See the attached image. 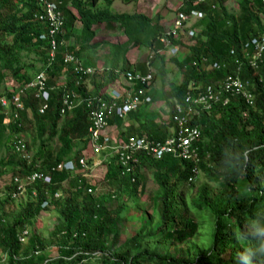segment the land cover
<instances>
[{
  "label": "trees",
  "instance_id": "1",
  "mask_svg": "<svg viewBox=\"0 0 264 264\" xmlns=\"http://www.w3.org/2000/svg\"><path fill=\"white\" fill-rule=\"evenodd\" d=\"M60 1L58 9L63 25L56 40L78 20L84 41L75 53L72 46L59 45L49 62L50 39L46 24L38 20L39 15H44L39 1L0 0V85L8 77L16 84L10 90H0V97L9 101L21 90L23 106V110L16 113L18 119L13 118L10 104L8 109V106L5 109L0 106V146L4 147L6 154L0 158V178L7 175L9 189L12 190L14 179L24 180L32 172L49 177V183L36 181L25 187V202L15 214L5 216V212H0V264H84L92 259L100 260L101 264H239L238 253L247 243L239 239L240 233L255 214L264 218V54L257 71H253L241 49V45L250 38L264 34V0H236L235 11L225 7L227 0L218 3L216 0H180L176 13L197 11L201 17L192 26L197 31L194 39H186L187 42L194 40V44L183 45V49L187 46L188 55L182 60L177 55L169 59L182 79L179 85L171 87L168 98H165L169 107L168 120L153 126L148 122L137 133L128 130L119 134L123 142L131 136H145L149 141L163 142L173 134L175 125L171 112L175 103L185 107L183 96L187 92L196 98L205 85L240 70L239 78L251 86L252 106L234 97L227 105L216 104L208 112L197 109V115L189 121V126L199 132L195 143L196 167L212 184L200 185L189 197L191 209L194 207L197 213L202 211L208 219L203 235L199 233L202 225L188 217L187 207L179 199L180 193L194 183H188V178L192 177L191 162L171 154L159 160L138 155V164L128 173H122L115 157H112L106 163L103 181L115 189L112 188L109 195L103 193L98 196L87 193V190H95L87 179L75 177L77 184L64 189L61 184L68 182L69 185L71 173L51 171L64 159L78 166L82 149L74 148L77 143L88 141L89 112L92 108L88 101L95 104L99 96L94 94L89 98L83 95L79 104L73 103L72 109L64 113L63 117L71 112V118L61 124L59 109L64 90L80 94L87 78L96 79L94 73H73L72 66L63 63L65 53L77 56L88 48L94 35L93 26L118 24L121 33L132 45L150 48L152 55L145 68L156 69L157 74L152 81L164 74V58L157 52L163 50L159 38L164 36L158 20L145 15L113 13L108 6L114 0H105L107 7L94 11L81 0ZM67 2L75 9V16L67 9ZM177 36L167 37L168 41L173 45H182L184 39L180 42L176 40ZM111 49L120 52L111 56L109 72L101 78L106 85L114 80V77H108L118 63L122 67L119 71L132 70L124 58L125 50L118 45ZM213 64H218L219 69H210ZM38 72L45 73L47 78V109L42 114L37 112L40 100L34 97L33 90L25 89ZM63 74L65 82L57 86L55 80ZM102 100L107 101L108 95L102 96ZM27 111L35 124L38 148L29 160L23 158V153H29L30 143L23 142L22 154L14 149L18 137L22 135L23 124L29 119ZM114 119L120 121L113 118L108 120V124H112ZM45 121L47 126L43 130ZM43 134H47V140L42 139ZM53 137L59 144L55 158L52 161L48 157L42 160L40 148ZM9 151L12 156L6 157ZM145 169L151 170L152 181L159 191L149 199L148 207L155 218L150 219L144 212L134 234L115 247L111 242L112 234H117L122 222L120 214L126 208V202L134 201L140 194L141 184L146 180ZM32 191L36 192L35 197L31 196ZM57 192H60V197L55 199ZM4 198H0V211L11 200L10 193ZM46 201L48 206L41 208ZM114 202L118 204L113 206ZM48 208L57 215V224L55 233L42 240L28 228L35 217ZM23 229L28 230L25 244L19 243L16 238ZM203 236L205 242L200 245L198 241H203ZM161 238L182 247L178 252H157L156 246ZM248 240L256 243L251 237ZM51 248L56 249V256H45L44 253ZM253 264H264V258L254 260Z\"/></svg>",
  "mask_w": 264,
  "mask_h": 264
},
{
  "label": "built area",
  "instance_id": "2",
  "mask_svg": "<svg viewBox=\"0 0 264 264\" xmlns=\"http://www.w3.org/2000/svg\"><path fill=\"white\" fill-rule=\"evenodd\" d=\"M40 9H42L44 15H39L38 20L44 22L47 26V36L50 39V45L52 49H55V37L60 33L63 25L61 13L59 12V5L61 1H50V0H38ZM222 1V0H216ZM204 2V0H200ZM214 5L212 6V8ZM201 14L197 11H190L188 14L177 13L173 27L170 29L166 36L176 37L179 34H184V29L187 28V22L199 19ZM189 37H193L195 32L193 30L186 31ZM43 39V36H40ZM166 42V40H164ZM243 54L248 59L249 67L253 71H257L258 65L262 63V55L264 54V34L257 35L250 38L248 42H244L241 45ZM250 49V50H249ZM177 53L176 46H170L169 54L174 55ZM232 54V52H230ZM151 53L148 55V59L151 58ZM247 61V60H246ZM148 62V60H147ZM146 62V63H147ZM65 65H71L73 73H80L89 75L92 70L82 65L81 61L75 57L72 53H66L63 58ZM218 64H213L210 69H219ZM240 70H236L235 74L224 75L221 79L209 83L204 86L201 93L196 98H192L187 92L183 96L185 107L179 103H175L172 110L171 120L175 125L173 128V134L163 142L149 141L145 136L141 137H129L126 141L119 143L116 146L114 152L115 159L119 167L123 170L122 173H128L135 164H138V155H144L152 158L153 160H159L166 154L178 157L181 160L191 162V175L188 178V183L194 182L199 175V171L196 167L197 163V152L195 143L199 138V132L197 128L189 126V121L194 115H197V109L200 111L208 112L216 104L225 106L228 104L230 98L239 97L242 101L249 106L253 104V95L251 92V86L249 82L243 81L239 78ZM84 75V76H85ZM126 85L118 88V90L111 89L108 95V100H102V96L93 101H88V104L92 106L89 112V127H88V142L91 147L92 153L99 154L103 149V145L99 143V139L102 138V132L107 128L108 120L118 118L124 119L127 114L137 111L142 103H149L150 98L144 96V89L140 88L136 91L131 89L136 85V82L143 86H146L150 79L151 74H147L142 77L137 74L127 73L124 77ZM29 88L35 92V98L40 100L37 107L39 114L44 113L47 109L46 101L48 100V93L46 90V77L44 73H39L34 79L33 83L28 85ZM22 91L18 90L9 101L4 97H0V106L5 109L8 104L13 109V118L18 119L17 112L23 110L21 102ZM77 96L75 92H67L64 90V96L61 98V107L59 109L60 115H64L72 109L73 103H76ZM90 98V97H89ZM93 99V98H91ZM93 104V105H92ZM195 107L196 109H193ZM199 111V112H200ZM105 141V140H104ZM15 145V151L23 153V141L17 140ZM23 158L29 160L30 155L23 153ZM78 165L81 170L86 172L84 168H88L84 158H78ZM38 167V165H36ZM75 165L71 161L60 162L51 169V171H65L68 173L75 172ZM74 170V171H73ZM36 181L42 183H49V177L39 172H32L24 180L14 179L15 189L10 193L11 199H17L25 191L26 186H30ZM87 193H93L92 190H87ZM36 192L32 191L31 196L35 197ZM60 197V192L54 194V198ZM48 206L47 201L43 202L41 208ZM28 231L23 229L17 236V241L24 244L27 241Z\"/></svg>",
  "mask_w": 264,
  "mask_h": 264
},
{
  "label": "crops",
  "instance_id": "3",
  "mask_svg": "<svg viewBox=\"0 0 264 264\" xmlns=\"http://www.w3.org/2000/svg\"><path fill=\"white\" fill-rule=\"evenodd\" d=\"M81 1L86 3L89 9L93 11L96 9H102L104 5L102 4L103 2L102 0H81ZM160 1L161 0H127L124 3H128V2L131 3H129L124 7L128 8L129 6L133 5L134 14L145 15L153 20H158L159 25L165 29V26L168 25L170 22H172V20L174 19V14L180 6V1L179 2L177 1V3L174 4L173 10L168 9L169 8L168 5L170 3H168V5H166L165 7L164 5L160 6ZM170 2L172 3V0H170ZM66 6L67 9L71 12V14L75 16L76 13L75 9L70 6L69 2H67ZM104 7H107L106 3ZM108 8L113 13L120 14L122 11V8L119 7L118 4H116L114 1L110 4V6H108ZM171 11H173V13ZM116 28L120 30L118 24L105 25L103 23L93 26L92 29L94 35L90 40V42L88 43V48L84 49L83 51H81L79 55H77L85 67H90L92 68L93 71H96L95 74L96 79L91 80L87 78V80L83 82L82 89L79 91L80 94H78L77 96V101H76L77 104L80 103L83 95L84 97L85 96L92 97L94 94H96L100 97L107 95L111 89L116 90L126 85V82L121 75L123 71H119V69L122 68L119 63L117 64L118 66L115 69L111 70L113 71V73L111 74L110 77H108L109 79H113L114 77V80H111L110 83L107 85L104 84L103 80H101L103 75H105V73L110 69L111 56H113L114 53L120 52L118 50L112 51L113 49L111 48L114 45H118L122 50H125V52H123L124 58L132 69L131 73L140 76L146 75L147 69L145 67H146V59L149 49L132 45V42L129 41L121 33V31L119 32ZM69 35H71V37H69L68 40L69 39L73 40L71 46L74 44L76 45L79 44L77 46L79 47L80 45L83 44L84 41L83 32L81 31V23L78 20H75L73 22L71 28L66 30L62 37L63 39H65L64 37ZM166 54H167L166 52L160 54V56L164 58V74L162 76H158L157 78H155L153 83L147 89L146 92L147 95L150 97L151 102L149 104L141 105L137 111L130 113V115H127L124 119L120 121L117 120L115 121L114 119V122L112 124H108L107 128L102 132L103 144L105 146L107 145L106 149L104 150L106 154L104 152H101L100 155H94L91 151L90 144L87 140L79 142L78 145L76 144L74 148L75 150L80 148L82 149L80 157L84 158V156H87V158L89 159L88 162L86 161L89 171L87 170L86 172L81 174L82 176H84L85 179L88 180L93 177V175H91L90 173L92 169L95 170L98 168L103 169L101 163L105 160H108L109 154L112 155V153H114L115 145H111L110 144L111 141L115 142L114 138L117 136L118 140L116 145L123 142L122 136L120 137L119 135L120 133L123 132L126 133L128 130H130L129 132L131 133H137L140 130V128L143 125H147L148 122L150 123V125L153 126V125H162L163 123H166V121L168 120L169 107H168V102L167 100H165V98H168V93L172 86L179 85L181 80L177 82V78L181 74L173 66V64H169L166 62V60L169 61L170 59V57ZM120 55L122 56V51ZM178 56H179L178 59L181 60L185 57L183 53H180ZM171 67H173L174 70H172ZM155 73L157 74L156 69H154V74ZM171 74L174 75L175 77L174 79L171 78ZM116 75H118L117 78ZM64 77H65L64 74L59 77L58 79L59 82L57 83V86H62L64 84L65 82ZM159 80L161 81V84L157 85V81L159 82ZM134 88L132 89V91H136L140 89V85L137 84V86L135 85ZM8 108L9 106L7 107V109ZM26 114L27 116H30V113L28 111L26 112ZM70 114L72 113L70 112L69 115ZM69 115H66L64 119L63 116L60 117L59 123L61 124L63 121L69 120L71 118V115L70 116ZM5 122L7 123L6 119ZM44 125H42L44 127L43 130L46 129L47 126L46 121L44 122ZM169 133H171L170 130ZM44 135L46 134H43L42 139L45 138L44 140H47V137ZM50 141H52V138H50L49 141L44 143L45 145L40 148L39 152L41 154L40 156L43 157L42 160L48 157V154L46 153L49 152L50 150L49 148H47V145L50 143ZM37 149L38 148L36 147L35 151ZM53 156H54L53 158L48 157L49 160L52 161L55 158V154ZM98 156H104V158L102 159L99 158ZM90 157H92V161ZM65 161H69V160L64 159L61 162H65ZM61 186L63 187L62 184ZM48 209L49 210L46 211L47 213L50 211V208Z\"/></svg>",
  "mask_w": 264,
  "mask_h": 264
},
{
  "label": "rangeland",
  "instance_id": "4",
  "mask_svg": "<svg viewBox=\"0 0 264 264\" xmlns=\"http://www.w3.org/2000/svg\"><path fill=\"white\" fill-rule=\"evenodd\" d=\"M102 1H103L102 4H104L102 8H105L104 7L105 6L104 0H102ZM125 1L126 0H114V2L116 4H118L119 7L122 8V11H121L120 14H129V15L134 14L133 5L129 6L128 8L124 7V6L128 5L131 2L124 3ZM177 1L179 2L180 0H172V3L170 2V0H161L160 1V6L164 5V7H165L166 5H168V3H170L168 5V7H169L168 9H172L173 10V6H174V4L177 3ZM236 4H237L236 0H227L225 2V7H227L228 9H230L232 11H235L236 7H237ZM171 5H172V7H171ZM171 12L173 13V11H171ZM194 21L192 20L191 25L194 23ZM173 22H174V19L172 20V22H170L168 25L165 26V29L168 28L166 30V32H168L170 29H172ZM162 29H163V34H164V30L165 29L163 27H162ZM118 31L120 32V30H118ZM59 36H60V33H59ZM69 37H71V35L64 37L65 39H63V37H59L58 38L59 40L55 41V45L57 44L55 49H52V47L50 45V42L48 41L49 42V50H48L47 54L49 56V58H48L49 62L53 59V54H54L56 48L59 45H61L62 47H65L66 45H67L66 47H71V44L73 43V40H71V39L68 40ZM189 42H191L190 43L191 45L194 44V40L188 41L185 44H188ZM78 45H76V44L72 45V47L74 48V51H76L77 49L79 50L80 46L77 47ZM185 47H187V46H185ZM185 47H184V49L182 48L181 50H179V54L183 53L184 56L188 55L187 50L185 49ZM166 55H168V54H166ZM179 60H181V59H179ZM166 62L171 64L168 60H166ZM171 69L174 70L173 67H171ZM39 73L40 72H38L28 84L33 83L34 79L36 78V76H38ZM92 73H94V76H96L95 75L96 71H92ZM171 78L172 79L175 78L173 74H171ZM181 79H182V76L179 75L178 78H177V82L180 81ZM58 82H59V80H55L56 84ZM61 82H62V80H61ZM160 84H161V81L160 80H159V82L157 81V85H160ZM14 85H16V84L14 83V81L11 80V78H9V77L5 78V79H3V81H2V83L0 85V90H3L5 88L10 90V88H12ZM27 117L29 119H27V123L23 124L24 127H23V130H22V135L19 136L18 139H20L23 142L31 144V146H29V153L28 154L29 155H33V153L35 152V149L37 147L36 146L37 145L36 138H35V128H34L35 125L33 123L32 117L31 116H27ZM63 119H64V117H63ZM44 136L47 137V134L44 135ZM114 140H115V142L111 141V143H110L111 145H116L117 144V140H118L117 136L114 138ZM32 142H34V143H32ZM58 145L59 144L56 141V137H53L52 141H50V143L47 145V148L50 149L49 152L46 153V154H48V157H51V158L54 157L53 155L56 153ZM77 145H78V143H77ZM104 153L106 154V152H104ZM7 154L8 155L6 157L12 156V152L11 151L7 152ZM5 155L6 154H5L4 147L0 146V158L5 157ZM95 155H100V153L99 154H95ZM98 157L102 158V159L104 158V156H98ZM111 157H112V155L109 154L108 155V160L111 159ZM90 158H91V161H92V157H90ZM14 160H15V158H14ZM84 160H85V162L86 161L88 162L89 159L87 158V156H84ZM108 160H105V161H103L101 163V166H102L103 169H100V168H98L96 170L92 169V171L90 172L91 175H93V177L88 179V182L92 186L95 187V190L93 192L94 196H98V195H101L103 193H106L107 195H109L111 190H112V188L115 189V187H111L112 185L110 186L106 182L103 181V176H104V173L106 171V163H107ZM74 165H75V169H74L75 172L73 173V175H71L72 179L70 180L69 185H68V182L67 183L64 182L62 184L64 189H68V186L72 187L73 184L74 185L77 184V180H76L75 177L84 178V176L81 175L83 173V171L81 170L79 165L77 166L75 163H74ZM84 169L89 171L88 168H84ZM144 173H145V176H146V180H145V182L143 184H141L142 188H141L140 194L137 195V197L134 199V201H132V202L128 201V203L126 202V206H125L126 208L125 209L123 208L124 211L120 214V218L119 219H121L122 222L119 223L120 227H119V229L117 231V234L116 233L112 234L113 237H111V242L113 243V245L115 247L120 245L124 241L125 238H127V237H129V236L134 234L135 230L139 227V220H140L141 216L144 214V212L150 219H154L155 218V216L153 215L152 210L149 208L150 207L149 206V199L156 192L159 193V191L157 190V186L152 181L151 170L150 169H145ZM13 185H14L13 189L10 190L9 189V178H8L7 175L0 178V198L1 199L4 200L5 199L4 197L6 195H8L12 191H14L15 186H16L15 183H14V180H13ZM200 185H207V186L211 185L212 186V184L207 182L206 178L204 177V175L202 173H199L197 179L194 181V183H193V185L191 187H187V189L184 190L181 193L179 192L180 193V198L179 199H180V202H183V204L187 207L185 210L187 212L188 217L191 218L192 220L196 221L197 223H200V225H202L199 233L202 232V235H203V233L207 229L206 224H207V220L208 219H207V217H206V215L204 213L202 214V211L197 213L198 211L194 210V207H192L193 209H191V206H190V200L191 199L189 198L191 195L194 194L196 188L199 187ZM25 194H26V190L17 199H14V200L11 199V200L7 201L6 204L3 205V208H1L0 212H2V213L5 212V214H4L5 216H9L11 214H15L19 210L20 205H22L25 202ZM177 200H178V198H177ZM117 204L118 203L114 202L113 206H116ZM56 216L57 215L52 210H50L48 213L42 211V213H39L35 217V220L33 221L32 226L30 228H28L29 231L30 232L32 231L33 233L39 235L42 238V240L47 239L48 237L51 236V234L55 233V225L57 224ZM198 242H201L200 245H203V243L205 242L204 236H203V241H198ZM196 245L198 246V244H196ZM156 247H157V252L168 251V252L172 253L174 251L178 252V249H180L182 247V245H177L176 243H174L171 240H167V239L161 238V239H159V242H158ZM56 254H57V251L54 248L48 249L44 253L45 256L48 255L47 257H55ZM85 263L86 264H101L100 260H97V259L96 260L95 259L88 260Z\"/></svg>",
  "mask_w": 264,
  "mask_h": 264
},
{
  "label": "clouds",
  "instance_id": "5",
  "mask_svg": "<svg viewBox=\"0 0 264 264\" xmlns=\"http://www.w3.org/2000/svg\"><path fill=\"white\" fill-rule=\"evenodd\" d=\"M218 2H222V1H216V3H218ZM176 15H177V13L175 12V14H174V19H175V17H176ZM198 19H195V21H194V23L197 21ZM191 22L192 21H189V22H187V28L186 29H184V31H185V33L184 34H179L178 36H177V38H176V40H179L180 42H182V40H183V43H182V45H173L171 42H169L168 41V38H167V36H166V30H164V36H162L161 38H159V41H160V43L162 44V47H163V50H158L157 52H158V54H161V53H163V52H166L167 54H168V56L169 57H172V56H178V54H179V50H181L182 48H183V45H185V43L187 42L186 41V39H188V38H193L194 39V37H195V35H196V32L197 31H194L193 29L194 28H192V26H193V24L191 25ZM188 30H193L195 33V35L193 36V37H189L188 35H187V33H186V31H188ZM164 40H166V42H164ZM250 40V39H249ZM172 44V45H171ZM170 46H176L177 47V53L176 54H174V55H170L169 54V49H170ZM190 46H192V45H190ZM153 48V47H152ZM70 52V51H69ZM72 52H76V51H72ZM151 53V50H150V48H149V50H148V55ZM66 54V53H65ZM73 54V53H72ZM152 54V53H151ZM74 55V54H73ZM148 55H147V59H146V62H147V60H148ZM75 56V55H74ZM75 57H77L78 58V56H75ZM243 57L245 58V60H247V58H246V56L243 54ZM79 59V58H78ZM80 60V59H79ZM82 63V62H81ZM82 65H83V63H82ZM146 65H148V63H146ZM84 66V65H83ZM85 67V66H84ZM87 68H89V69H91L92 70V68H90V67H87ZM147 69V73H146V75L147 74H151V79H150V81H149V83L146 85V86H141L140 85V88H143L144 89V96H146V97H148V98H150L148 95H147V89L151 86V84L153 83V81H152V77L154 76V69H152V68H146ZM93 71V70H92ZM41 73V72H40ZM43 73V72H42ZM127 73H130V74H133V73H131V72H122V78L127 74ZM44 75H45V73H44ZM145 75V76H146ZM140 76V75H139ZM45 77H46V75H45ZM142 77H144V76H142ZM124 79V78H123ZM46 81H47V78H46ZM29 84H27V86L25 87V89L26 90H33V89H31V88H29V86H28ZM134 88V87H133ZM132 88V89H133ZM131 89V90H132ZM116 90H118V89H116ZM33 92H34V90H33ZM47 93H48V91H47ZM34 95H35V92H34ZM35 97V96H34ZM39 101V100H38ZM150 102H151V99H150ZM149 102V103H150ZM149 103H142L141 105H145V104H149ZM38 105H39V103H38ZM140 105V106H141ZM139 106V107H140ZM138 110V109H137ZM132 113V112H131ZM130 114V113H129ZM60 115V114H59ZM128 115V114H127ZM126 115V116H127ZM62 116H64V115H62ZM61 115H60V117H62ZM108 126V125H107ZM135 137V136H134ZM138 137H141V136H138ZM100 139H102V138H100ZM128 139V138H127ZM101 145H103V147H104V149L101 151V152H104V150L106 149V147H107V145L105 146L104 144H103V139H102V143H101ZM116 146L117 145H115V149H114V152H115V150H116ZM113 150V149H112ZM100 152V153H101ZM112 157H115V155H114V153H112ZM111 157V158H112ZM71 175H73V173L71 172ZM197 179V178H196ZM249 237H251V238H253L255 241H256V243H252V241H249L248 240V238ZM239 239L240 240H243V241H247V243H246V245L243 247V251H241V252H239L238 253V256H239V264H253V261L254 260H258V259H262V258H264V218H262L258 213L257 214H255L254 215V217L253 218H251L248 222H247V224L245 225V228H244V231L243 232H241L240 233V235H239Z\"/></svg>",
  "mask_w": 264,
  "mask_h": 264
}]
</instances>
